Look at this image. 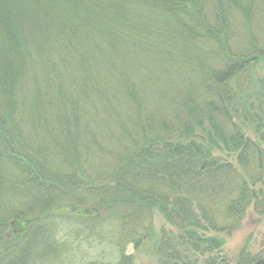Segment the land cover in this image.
Masks as SVG:
<instances>
[{
	"label": "trees",
	"instance_id": "16d2710c",
	"mask_svg": "<svg viewBox=\"0 0 264 264\" xmlns=\"http://www.w3.org/2000/svg\"><path fill=\"white\" fill-rule=\"evenodd\" d=\"M263 39L264 0H0V264H135L156 214L195 264L264 215Z\"/></svg>",
	"mask_w": 264,
	"mask_h": 264
},
{
	"label": "rangeland",
	"instance_id": "374dc122",
	"mask_svg": "<svg viewBox=\"0 0 264 264\" xmlns=\"http://www.w3.org/2000/svg\"><path fill=\"white\" fill-rule=\"evenodd\" d=\"M254 68L251 95L258 94L263 89L264 84H259V82L264 80V60L257 61L254 64ZM244 89L246 88L244 87L243 90ZM261 114V117L264 118V114ZM262 131L264 132V130ZM246 134H249L251 138L257 140V137L252 132L248 133L246 131ZM261 143L264 149V142ZM229 160H231L234 165H237L234 157H231ZM262 188H264V185ZM153 227V235L150 239L144 241L137 250L133 249L132 246L127 249V253L132 255L135 264H167L163 262V260H165L162 258L163 252L158 250L160 239L162 237L164 241V231L167 233L170 232L169 236L176 240L179 237V233L159 214L154 215ZM213 236L221 238V240L224 241V245L220 251L210 254L211 259L209 258V261L207 258L208 255L200 256L193 251L182 253V250L189 249L188 245H186L185 248L179 247V250L182 255L185 254L183 257H187L188 262H193L195 264H264V215H257L253 207L247 210L242 225L237 231L233 232L231 235L217 233L207 234V237ZM65 247L63 251L61 248L60 255L64 259L70 260L72 256L71 249L73 250V248L70 247V249L67 246ZM39 248L40 247H37V250ZM66 249L67 253L64 255Z\"/></svg>",
	"mask_w": 264,
	"mask_h": 264
}]
</instances>
